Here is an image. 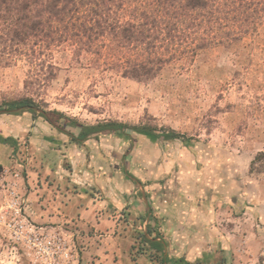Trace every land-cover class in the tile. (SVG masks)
I'll return each mask as SVG.
<instances>
[{
	"label": "rangeland",
	"instance_id": "obj_1",
	"mask_svg": "<svg viewBox=\"0 0 264 264\" xmlns=\"http://www.w3.org/2000/svg\"><path fill=\"white\" fill-rule=\"evenodd\" d=\"M92 60L61 50L45 82L29 79L24 61L0 68V106L35 104L34 113L0 115L10 118L0 128L15 135L0 146V264H264V22L150 81ZM83 128L88 139L76 142ZM168 132L187 144L160 136ZM55 141L71 144L72 155H58ZM46 157L48 176L57 165L70 173L79 165L76 172L91 178L100 172L107 186H91L96 198L129 186L128 207L109 200L101 221L38 223L26 176L41 173ZM146 232L165 242L166 255L151 249Z\"/></svg>",
	"mask_w": 264,
	"mask_h": 264
},
{
	"label": "trees",
	"instance_id": "obj_2",
	"mask_svg": "<svg viewBox=\"0 0 264 264\" xmlns=\"http://www.w3.org/2000/svg\"><path fill=\"white\" fill-rule=\"evenodd\" d=\"M263 22L264 0H0V68L24 61L28 78L45 82L56 70L55 53L63 50L76 61L91 55L123 78L150 81L167 67L185 69L203 50L230 47ZM34 105L27 98L13 101L0 106V115L34 113ZM89 134L81 129L76 142ZM160 136L184 145L188 140L175 132ZM12 143L0 136V144Z\"/></svg>",
	"mask_w": 264,
	"mask_h": 264
},
{
	"label": "crops",
	"instance_id": "obj_3",
	"mask_svg": "<svg viewBox=\"0 0 264 264\" xmlns=\"http://www.w3.org/2000/svg\"><path fill=\"white\" fill-rule=\"evenodd\" d=\"M0 121L9 122L10 118H8V120L0 118ZM0 129L4 131L2 132L0 130V136L3 138L10 137L13 139L14 143L15 135L9 132L10 128ZM47 143H49V141ZM60 143L62 144L63 148L61 146H57L58 155L63 156L64 158L71 156V144L57 141H55L53 144L59 145ZM43 145L49 150L46 153L47 156L55 155L50 151L51 148L48 147V145L50 146V144ZM0 146L6 145L0 144ZM57 150H55V152H57ZM76 153V157H80L83 155L82 150H77ZM4 160V164L7 165V161H9V158L4 157ZM39 165H41L40 168L43 170L41 173H39V171L34 175L33 173L28 171V174L26 176L27 181L24 179L29 188V197L33 199L32 207H34L33 209L36 212V221L38 223L48 222L51 223V225H58V223L60 222L86 223L88 222V218L91 219V216L96 220L101 221L107 218L108 212L107 209H105L104 205H107L109 203V200L115 202V208H119L121 206L125 209L126 207H128L123 202H125V197L129 198V195L127 194L130 193V190L129 186H127L126 189H123L122 183L119 185L120 187H118V185L116 186V190L115 192H113V194H111V197H109L107 194H105V196L102 195V191H100V197L98 196V198H96L95 195L90 191L91 186L96 185L101 190L103 188V185L107 186V178L103 177L100 172L91 178L89 175L86 176L83 172H76V169H78L77 171H80L78 167L79 165L75 164V166L72 167V169L74 168L72 173L64 172V168L61 165H57L55 168L58 170L56 172L57 175L48 176L46 170L47 168L52 167V165L48 163L47 157ZM59 171H63L64 173H60ZM117 188L119 189L117 190ZM135 193L136 192L133 191L132 195H135ZM103 198H105V200ZM141 199L142 198L137 197V200L140 201ZM101 206L103 207V210L101 209ZM126 211L131 213V217H134L135 210L129 208ZM140 218H144V216H140ZM146 222H149L148 217L145 218L143 226L146 224ZM143 235L148 238L149 241L147 243L151 246V249H153L152 247L156 246L157 249H159L158 252L160 254L166 255L167 246L164 241H161L160 239L150 238L148 232H146V234L143 233ZM153 250L157 252L155 249Z\"/></svg>",
	"mask_w": 264,
	"mask_h": 264
}]
</instances>
